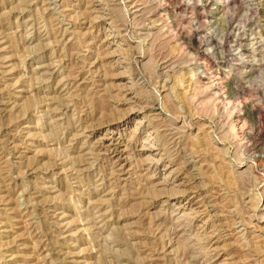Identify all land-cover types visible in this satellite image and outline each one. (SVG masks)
<instances>
[{
    "label": "rangeland",
    "instance_id": "obj_1",
    "mask_svg": "<svg viewBox=\"0 0 264 264\" xmlns=\"http://www.w3.org/2000/svg\"><path fill=\"white\" fill-rule=\"evenodd\" d=\"M262 116L264 0H0V264H264Z\"/></svg>",
    "mask_w": 264,
    "mask_h": 264
},
{
    "label": "bare ground",
    "instance_id": "obj_2",
    "mask_svg": "<svg viewBox=\"0 0 264 264\" xmlns=\"http://www.w3.org/2000/svg\"><path fill=\"white\" fill-rule=\"evenodd\" d=\"M128 87V86H127ZM127 102V101H126ZM259 113V112H258ZM262 117H264V116H262ZM262 119V118H261Z\"/></svg>",
    "mask_w": 264,
    "mask_h": 264
}]
</instances>
